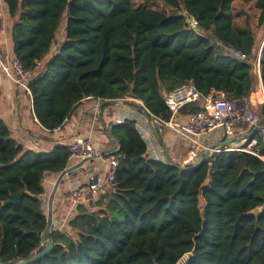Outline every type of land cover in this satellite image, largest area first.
<instances>
[{
	"label": "trees",
	"instance_id": "obj_1",
	"mask_svg": "<svg viewBox=\"0 0 264 264\" xmlns=\"http://www.w3.org/2000/svg\"><path fill=\"white\" fill-rule=\"evenodd\" d=\"M161 1L170 13L132 0H2L12 58L32 74L28 87L41 126L60 127L84 99L119 100L168 119L162 94L185 83L202 96L250 98L261 79L264 93V0H239L259 10L256 25L241 27L233 23L235 0ZM62 26L64 38L51 53ZM251 107L262 119L264 104ZM199 108L191 103L181 114ZM108 126L118 148L103 154L117 157L106 192L94 204H77L67 229L52 226L51 248L26 264H177L184 255L182 264H264L260 138L252 153L210 152L197 167L180 169L148 157L134 120ZM70 156L65 145L48 153L25 148L0 119L1 264L44 248L42 179L65 169ZM256 207L260 213L249 214Z\"/></svg>",
	"mask_w": 264,
	"mask_h": 264
},
{
	"label": "crops",
	"instance_id": "obj_2",
	"mask_svg": "<svg viewBox=\"0 0 264 264\" xmlns=\"http://www.w3.org/2000/svg\"><path fill=\"white\" fill-rule=\"evenodd\" d=\"M0 19L2 21L0 28V50L7 59H11L12 44L10 41V18L2 0H0ZM63 38L62 26L54 41L51 53L56 52ZM50 55L51 54H49L45 60L39 62L40 69L43 68L44 63L48 60ZM251 98L252 102L264 104L262 87L258 85L254 96ZM99 103L98 100L84 99L74 107L69 117L65 119L60 127L50 131L45 129L38 122L33 112L30 93L13 83L2 71H0V119L8 126L13 138L25 148L32 149L39 153H48L55 146H67L79 137L89 138L98 151L109 148L112 146V142L106 137L100 123L99 113H101L107 126L119 124L124 119L134 120L139 134L146 142L149 158L163 160L164 155L167 154L169 160L184 166L187 148L185 141L180 135L170 129H165L161 133L158 132L155 127L152 128L149 126L145 117L141 112L132 108L133 106H131V108H122L119 106L107 105L99 109ZM184 116L185 115L180 114L179 117L183 118ZM153 130L156 131V134ZM254 132L253 130L249 131L243 128L233 137L242 136L248 138L249 133L253 135ZM225 139L217 132H211L205 135L203 144L209 147L228 146L229 144L222 143ZM107 158L109 160L113 158L116 159L114 156L104 155L93 157L86 161L81 167L65 174L61 178L53 197V226L55 225L60 229H67V222L74 216L76 211V205L68 199L67 193L72 188L86 184L89 176H94L101 183V191L103 192L101 195L106 192ZM78 161H80V159L77 157L70 156L68 166ZM57 175L58 174L45 173L42 179L45 213L47 210V199Z\"/></svg>",
	"mask_w": 264,
	"mask_h": 264
},
{
	"label": "built area",
	"instance_id": "obj_3",
	"mask_svg": "<svg viewBox=\"0 0 264 264\" xmlns=\"http://www.w3.org/2000/svg\"><path fill=\"white\" fill-rule=\"evenodd\" d=\"M189 19L194 27L196 22L192 18ZM238 56L244 58L242 54ZM0 71L13 83L30 93L28 84L32 74L26 71L16 58L7 59L1 50ZM259 86L262 87L260 80ZM162 98L169 111V117L164 119L160 116H152V123L160 133L165 129H170L183 138L187 148L185 164L196 163L207 150L215 153L237 150L252 153V148L257 144L258 138L264 147V116L260 119L253 110L251 97L227 98L221 92L215 91L202 96L191 83H185L171 91L164 92ZM191 103H199L200 108L183 118L179 117L182 107ZM243 128L255 131L256 136L255 134L250 136L252 133H249L248 138L245 137L246 139H242L238 146L233 147L228 145L212 148L203 144L206 134L217 132L225 139L233 137ZM67 148L71 156L80 160L99 153L90 139L85 137L75 139L67 145ZM106 162L108 166L106 180H111L114 177L117 157L110 160L107 158ZM101 190L99 180L94 176H89L86 184L70 189L67 196L75 205L94 204L103 193Z\"/></svg>",
	"mask_w": 264,
	"mask_h": 264
},
{
	"label": "water",
	"instance_id": "obj_4",
	"mask_svg": "<svg viewBox=\"0 0 264 264\" xmlns=\"http://www.w3.org/2000/svg\"><path fill=\"white\" fill-rule=\"evenodd\" d=\"M263 41H264V39H263ZM263 41H262V44H263ZM262 44H261V46H262ZM259 57H260V52L258 54V59H259ZM258 66H259V64H258ZM258 73H260L259 67H258ZM259 77H260V75H259ZM260 81H261V79H260ZM104 105H114V106H119V107H122V108H131V106H129L128 104L123 103V102H121L119 100H102L99 103V106H98L99 109H101ZM132 108H134L137 111L141 112V114L147 120L149 126L152 127V128L154 127L153 126V123H152V120H151V117H150V115L148 114V112L146 110H144L141 107H132ZM99 120H100V123H101V125L103 127V130L105 132L106 137L112 142V146L109 147V148H106V149H104L102 151H99L98 154H96V155H94L92 157H85V158L81 159L80 161H78L77 163L67 166L65 169H63L62 171H60L58 173V175H57V177H56V179L54 181V184L52 186V189L50 191V194L48 196L47 204H46L47 205V210H46V228H45L44 234L42 236V241L45 244L44 248L42 250H40L39 252L35 253L34 255H32L31 257H29L28 259H26V260L19 261V262H16V263H11V264H26L27 262H30V261L35 260L36 258L40 257L41 255H43L45 252H47L51 248L52 243H51V241H50V239L48 237V233H49L51 227L54 224V222L52 220V203H53V197H54L55 191L57 189V186H58L61 178L65 174H67V173H69V172H71V171H73V170L81 167L86 161L92 159L93 157H99V156H101V155H103L105 153H108V152H112V151L117 150V148H118V142H117V140L115 138H113L111 136V134L109 132V127L105 124V122H104V120H103V118L101 116V113H99ZM153 131L156 134V131L155 130H153ZM243 138L244 137H242V136L229 137V138H226L222 143L223 144H229L232 147L233 146H238L240 144V141ZM214 147L215 146H212V148H214ZM209 153H210L209 150L205 151L204 154L202 155V157L196 163L192 164L189 167H185V166H182V165H179L178 167L180 169H191V168H195V167H197L199 164H201L207 158V156L209 155ZM163 160L166 163H169V159H168L167 154L164 155ZM18 197H19V194L12 195L11 198L7 202L14 203V202L17 201ZM259 213H260V208L259 207H256V208L252 209L249 212V214L256 215V216Z\"/></svg>",
	"mask_w": 264,
	"mask_h": 264
},
{
	"label": "rangeland",
	"instance_id": "obj_5",
	"mask_svg": "<svg viewBox=\"0 0 264 264\" xmlns=\"http://www.w3.org/2000/svg\"><path fill=\"white\" fill-rule=\"evenodd\" d=\"M134 6H148L150 8H153L158 11H163L165 13H170L171 8L167 6L163 1L161 0H132ZM232 11H233V23L235 27H241L244 24H250L251 26H254L257 24V18L259 14L258 8L255 6L254 1L250 2H242L239 0H235L232 3ZM185 13V12H184ZM186 15V14H185ZM188 21V16H186ZM190 21V19H189ZM2 23V21H1ZM190 23V22H189ZM207 37L214 41V38L210 35H207ZM257 70V65H256ZM132 100L135 103H140L138 100L129 99ZM254 110V108H253ZM187 255H184L177 264H182L186 260Z\"/></svg>",
	"mask_w": 264,
	"mask_h": 264
}]
</instances>
